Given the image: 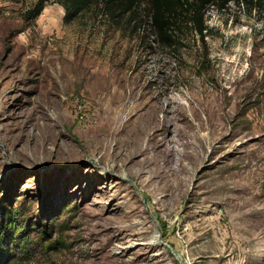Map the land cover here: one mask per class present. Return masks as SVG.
I'll use <instances>...</instances> for the list:
<instances>
[{
    "label": "rangeland",
    "instance_id": "obj_1",
    "mask_svg": "<svg viewBox=\"0 0 264 264\" xmlns=\"http://www.w3.org/2000/svg\"><path fill=\"white\" fill-rule=\"evenodd\" d=\"M36 1L0 0V264H264V5H211L169 49L143 0L69 22Z\"/></svg>",
    "mask_w": 264,
    "mask_h": 264
},
{
    "label": "trees",
    "instance_id": "obj_2",
    "mask_svg": "<svg viewBox=\"0 0 264 264\" xmlns=\"http://www.w3.org/2000/svg\"><path fill=\"white\" fill-rule=\"evenodd\" d=\"M48 0H37L27 15L31 19L37 18ZM63 9V21L69 22L92 5L112 16L121 14H135L140 9L139 0H53ZM230 0H143V21L149 27L153 40L157 46L177 49L188 35L198 37L204 42L210 26L207 23V11L211 5L225 7ZM259 6L264 0H257ZM15 220V219H13ZM9 220L0 225V261H5L11 250L5 245L6 238L14 240L18 233L17 221ZM57 241L48 243V250L59 248ZM17 243V241H16Z\"/></svg>",
    "mask_w": 264,
    "mask_h": 264
},
{
    "label": "bare ground",
    "instance_id": "obj_3",
    "mask_svg": "<svg viewBox=\"0 0 264 264\" xmlns=\"http://www.w3.org/2000/svg\"><path fill=\"white\" fill-rule=\"evenodd\" d=\"M48 10L44 9L43 10V13L46 14L48 17H50V14L47 13ZM170 104V105H169ZM168 108H166V113L167 115L164 116L161 120H158L157 118V113H155L154 111H150L148 113V116L146 118V120H144V122L142 123V128L144 131L146 130L147 132H152L150 133L151 135H149L148 133H146L149 138H153L154 136H158V135H161V133H156L157 131V128L159 126L162 125V129L167 128V127H170L171 125L175 128V130L179 127L178 124H177V121L179 120V117L176 115V110H175V101L174 100H171V102L168 103ZM161 123V125H160ZM165 131V130H164ZM167 131V130H166ZM148 139V138H147ZM167 136L164 135L162 137V140L164 142H167Z\"/></svg>",
    "mask_w": 264,
    "mask_h": 264
}]
</instances>
